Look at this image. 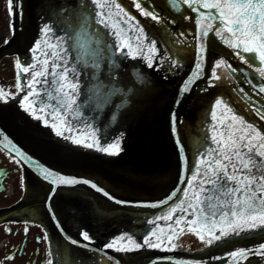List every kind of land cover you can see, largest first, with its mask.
<instances>
[{"label":"water","instance_id":"obj_1","mask_svg":"<svg viewBox=\"0 0 264 264\" xmlns=\"http://www.w3.org/2000/svg\"><path fill=\"white\" fill-rule=\"evenodd\" d=\"M137 2L158 19L143 15ZM215 2L97 0L106 5L97 8L91 0H17L0 57L16 54L21 68H30L18 69L23 83L33 72H44L38 79L48 83L33 84L40 96L32 99L54 106L34 118L20 101L24 88L0 101V143L24 170L23 194L10 211L44 229L52 264H264V226L249 229L236 218L241 227L234 232L231 216L222 219L213 209L217 215L206 220L189 207L196 204L191 193L208 168L202 157L214 158L213 136L219 140L227 129L237 135L248 131L257 144L264 137V49L253 42L255 53L242 52L241 45V60L230 44L242 38L221 22L227 10L217 18L218 10L199 7ZM78 3L87 4L86 29L69 27L66 19ZM97 12L104 13L107 26L96 23ZM46 25L51 31L45 36ZM65 69L62 82L77 85L75 92L63 89L75 98L71 109L50 99L61 98L54 90ZM54 112L60 114L50 119ZM117 142L119 151L110 154ZM42 169L52 176L45 179ZM58 177L88 183H53ZM221 230L228 234L213 239ZM187 231L206 243L183 248L180 234ZM85 232L90 242L82 239Z\"/></svg>","mask_w":264,"mask_h":264},{"label":"snow or ice","instance_id":"obj_2","mask_svg":"<svg viewBox=\"0 0 264 264\" xmlns=\"http://www.w3.org/2000/svg\"><path fill=\"white\" fill-rule=\"evenodd\" d=\"M91 2L95 4L97 8H104L106 6L97 3V0H91ZM172 3L175 6L176 0H172ZM191 3L196 4L198 3V0H191ZM14 5L18 7L17 0H8V10L10 14L14 11ZM115 7L119 9L120 12H123V9L120 8L118 4H116ZM136 7L143 15H151L152 19H158L156 15L145 12L141 8L140 3L137 2ZM199 7L218 10L217 18L223 17L225 10H227L228 16L221 22L225 25L226 31L231 32L233 35L238 33L242 38L239 43L230 44L232 48L238 49L237 54L240 55L241 60L245 59L240 51L241 45H244L242 52L255 53L257 51L256 47L251 46L253 42H258L259 47L264 49V0H217L215 3H199ZM86 9V3H78L74 6L73 11L68 17H66L69 27H76L78 29H86V27H90V14L87 13ZM193 10H195V8ZM95 15L100 17V19L96 20V23L107 26V20L105 19L103 12H97ZM124 15L126 16L127 13H124ZM42 31L46 36L48 32L51 31V28L46 25ZM140 31L142 32V29ZM204 35H207V32H204ZM150 51H154V49H150ZM260 59L264 61V53H261ZM45 63H47V61H45ZM149 66L151 67V64ZM220 66L221 64L216 65L217 68ZM15 67L21 69V71L25 73L30 72V68L28 67L21 68V64L18 60ZM35 67V65H32V68ZM197 67L199 68V65H197ZM66 72L67 69L60 74V81H58L60 86L54 90L57 94L62 93L61 98L58 100L56 96L50 95V99H52L55 104H58L61 109H71L73 105H75V98L70 97V93L63 92V89L66 86H70L72 92H75L77 89V85L75 84L65 85L62 82L67 80ZM51 75H56L55 66ZM42 76H44V72L42 71L33 72L31 81L25 86L19 84L20 77L19 75L17 76L18 91L23 90V87L32 89V91L24 97V101L26 102L24 108L25 111H28L36 119L41 118L36 115L37 112L44 113L46 108L54 106L45 104V107H40L37 102L32 99L34 96H40V92L32 88V85L41 82L48 83L46 79L43 81L38 79ZM213 79H220V77L214 73ZM190 84L191 81L186 84L185 91ZM260 91L264 92V88H261ZM63 97H70V102L64 101ZM7 99L8 93L0 89V101L6 103ZM40 102L44 103L43 97H41ZM222 103L221 100L216 101V105H221ZM59 114V112H54L50 119H54L55 116ZM215 115V112H213L214 117ZM232 120L236 122L237 118L233 116ZM238 123H240L241 126H244L245 124L243 120H239ZM45 126H51L48 120H45ZM247 129H250L251 133H254L256 137H260V134L256 133L251 125H247ZM173 132L175 133V117H173ZM56 134L62 135L59 131H57ZM220 136L221 139L219 140H217L216 136H213V140L217 143V148L213 150V160L209 161L202 157V163H206L208 168L204 174V179L197 182V187L191 193L196 204L189 205V207L192 208L193 212H199L206 220L216 216L217 211H219L222 219L231 216L233 221L229 223V227L232 228L234 232L237 228L241 227L240 225L235 224L236 218L243 220L244 223L248 225L249 229L262 227L264 226V137H260L261 142L257 144L254 142L253 134H250L248 131L241 130V134L237 135L236 132L226 129L224 132L220 133ZM65 138L67 139V137ZM74 142L79 143V141ZM177 143L179 144V140H177ZM87 146L92 147L91 144ZM110 147L111 149H114L110 154L114 155L119 151L118 142ZM98 150L104 152L110 151L108 148H99ZM181 151H183L182 148ZM41 171L43 172L45 179L52 176V173L50 172L44 171L43 169ZM52 182L66 185L88 183V181L65 179L63 177L54 178ZM192 183L193 181H189L190 185ZM91 187L98 192L101 191V189L95 184H91ZM104 195L107 196L108 199H113V197L107 192H105ZM185 195H188L187 191H185ZM220 201H223V203H220ZM225 205H227V211H224ZM213 209H216L217 211H212ZM175 211L176 209L173 208L172 212ZM170 218L171 215L164 217V219ZM176 223L179 224L180 220L177 219ZM227 234V232L221 230L220 235L214 236L213 239L219 240ZM45 239H47V237H45ZM82 239L90 242V237L86 232L83 233ZM121 239L123 240L124 237H121ZM169 239H171V237H169ZM70 242L78 246L87 247V245H80L76 240H71ZM145 243L149 242L145 241ZM114 244L115 241L107 247H113ZM150 246L158 247L159 245ZM136 247H140V245H136ZM261 247L264 249V245ZM237 255L243 256L244 253H233V256ZM5 259L11 260L12 257L9 256ZM48 264H52L51 259L48 261Z\"/></svg>","mask_w":264,"mask_h":264},{"label":"flooded vegetation","instance_id":"obj_3","mask_svg":"<svg viewBox=\"0 0 264 264\" xmlns=\"http://www.w3.org/2000/svg\"><path fill=\"white\" fill-rule=\"evenodd\" d=\"M3 2L0 0V26L4 20ZM4 37L0 35V43ZM16 62L15 55L0 58V89L7 92L8 97L18 93ZM22 81L19 79L21 86ZM29 92L28 89L24 90L21 98L24 100ZM21 193V165L14 155L0 145V264H48L51 256L44 230L36 222L10 211ZM9 256L11 260L5 259Z\"/></svg>","mask_w":264,"mask_h":264},{"label":"rangeland","instance_id":"obj_4","mask_svg":"<svg viewBox=\"0 0 264 264\" xmlns=\"http://www.w3.org/2000/svg\"><path fill=\"white\" fill-rule=\"evenodd\" d=\"M3 5H4V10H3L4 20L2 21V24L0 26V33H1L0 35H2V34L6 35L7 31H8V14H7V10H6V0H4ZM2 28H3V30L1 31ZM194 241H195V239L193 237H190V236H186V239L183 240L184 243H189L191 246L194 245Z\"/></svg>","mask_w":264,"mask_h":264}]
</instances>
